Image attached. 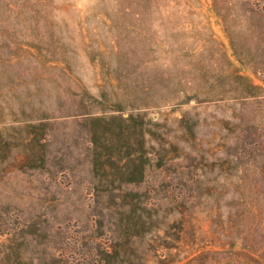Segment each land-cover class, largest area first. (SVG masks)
<instances>
[{"label": "rangeland", "instance_id": "obj_1", "mask_svg": "<svg viewBox=\"0 0 264 264\" xmlns=\"http://www.w3.org/2000/svg\"><path fill=\"white\" fill-rule=\"evenodd\" d=\"M0 264H264V0H0Z\"/></svg>", "mask_w": 264, "mask_h": 264}]
</instances>
